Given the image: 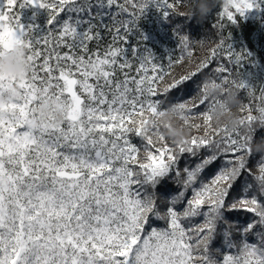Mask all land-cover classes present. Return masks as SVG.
Wrapping results in <instances>:
<instances>
[{
  "label": "snow or ice",
  "instance_id": "snow-or-ice-1",
  "mask_svg": "<svg viewBox=\"0 0 264 264\" xmlns=\"http://www.w3.org/2000/svg\"><path fill=\"white\" fill-rule=\"evenodd\" d=\"M127 5L141 15L149 5L164 9L165 17L174 9L169 0L139 4L135 0H3L0 4V48L8 47L9 38L26 43L32 65L28 76L10 82L23 92L10 105L12 112H0V264H217L208 249L221 224L227 249L236 247L233 229L241 236L238 253H225L221 264H264V231H256L264 228V156L258 174L247 168L254 154L255 126L264 127V106L258 105V115H252L251 106L242 105L241 113L248 114L241 115L235 127L214 128L209 113L222 103V95L209 98L205 79L196 85L198 99H180L184 85L220 56L238 65L249 53L234 52L222 39L193 71L160 88L174 63H181L185 54L193 55L189 37L179 38L182 54L175 61L169 58L167 69L154 62L148 49L146 55L132 49L134 66L126 49L117 46L121 30L127 34L140 19L136 11L129 13ZM29 6L47 11L46 29L21 21L15 9ZM257 6L256 0H225L219 15L235 24L237 14L243 16ZM124 13L131 18L118 20ZM105 18L115 26L112 43L103 53L90 50L89 43L99 44L101 39L95 21ZM210 75L253 95V86L232 78L224 64ZM8 84L0 77V96ZM176 90L180 95L173 104L190 120L196 119L195 108L206 106L199 114L204 134L172 145L160 134L162 146L157 147L153 136L159 128L153 125L149 131L147 116L161 108L160 96L166 98ZM49 92L65 102L59 124L52 117L37 120L35 105ZM260 100L264 103V88ZM189 127L199 130L202 125ZM132 135L141 145L132 142ZM202 152L207 155L201 156ZM185 156L198 158L197 162L180 169ZM217 162L215 173L202 180ZM245 173L253 176L255 185L245 180L229 202ZM173 175L182 190L166 197L169 206L161 213L155 189ZM189 191L192 195L187 197ZM180 203L182 209L177 208ZM239 209L254 217L242 228L225 218L226 210ZM151 217L165 221L167 227L148 231ZM198 217H203L200 224L185 227L184 221ZM250 234L257 242L247 240Z\"/></svg>",
  "mask_w": 264,
  "mask_h": 264
},
{
  "label": "trees",
  "instance_id": "trees-1",
  "mask_svg": "<svg viewBox=\"0 0 264 264\" xmlns=\"http://www.w3.org/2000/svg\"><path fill=\"white\" fill-rule=\"evenodd\" d=\"M121 1V2H119ZM119 3H123L124 0H118ZM143 0H135L136 4L142 3ZM169 3L174 5V9L171 10L168 17H165L163 14L164 9H159L156 16H159L161 18H156L153 20V23L156 25H160L163 27V30L156 35L155 38L150 39H144L147 44L145 49H148L153 53L154 56V62L164 66L165 69H167V65L169 63V58H171L173 61L178 58L182 52L179 44V38L182 36L187 35L189 37L190 41V48L189 50L192 51L193 55L189 58L185 54V58L181 63H174L171 71V75L165 77V81L159 85L160 88H163L166 84L172 83L174 79H178L180 76L187 74L190 71H193L196 66L204 60L206 57H208L210 49L213 48L214 45H217L222 39L225 38L233 39L234 46L236 47L241 46L240 43L247 45V52L249 53V47L251 46L250 42V35L251 33L256 29L255 28V22L249 21L248 19L241 18L237 16V23L232 24L230 21L227 20L226 17H221L219 13L222 11V2L221 0H217L215 7L213 8L212 12L202 21L198 22V18L192 16L191 19L186 18L185 16L180 15L181 13L187 14L189 10V6L192 3V0H169ZM129 9V13L136 11V14L139 16H142L144 19L149 18L148 14H146L147 11L143 15H141L135 8H133L131 5H127ZM115 9V8H114ZM151 12V8H147ZM15 11L20 12V19L23 23H36L40 26V28L46 29L48 27L47 25V11L44 9H39L38 6H29L26 8L21 9H15ZM127 16L124 18L130 19V15L126 13ZM35 15V20L33 19ZM65 18L64 14H61L60 19L63 20ZM98 25L97 30L101 34V39L99 41V44L95 40L89 43L90 50H99L101 53H103L104 49L107 48L112 43V37L114 34V27L111 22L105 18L104 20L95 21ZM109 25V28H105L103 25ZM55 27H59V25H55ZM131 27V26H130ZM112 29V30H109ZM137 29L135 27H132V31L125 34L123 29L120 32V36L122 37V40L117 42V46L125 48L127 51L128 58L130 60H133L134 66L136 64V61L134 57L132 56V49H136L138 52L141 51V49L138 48L140 45V48H142L140 42L141 39H143V34L140 32V30H133ZM135 31H137L135 33ZM135 33V34H131ZM231 34V35H230ZM157 40L160 44L165 45L166 49H160V47L157 44ZM248 44H247V43ZM143 49V50H145ZM67 51V49H61V52ZM245 59L250 60V56L246 57ZM248 60V61H249ZM245 60L241 61L239 65L246 66L245 63H243ZM252 63L255 64L253 60H250ZM247 63V62H246ZM218 64H224L229 69L232 78L237 79L239 78V73L241 74V70H239V66H235V63H229L226 56H220L216 61L213 62V64L208 68L203 70L199 73L190 83H187L184 85L182 96H180V99H187L192 96H197V90L196 85L199 82H202L206 77L211 76L212 69L215 68ZM251 67H255L253 64ZM135 68H133L134 73ZM255 75H258V79L261 75H264V72H256L253 73ZM119 75V73H118ZM214 77V76H212ZM215 78V77H214ZM237 99L239 101L238 104L233 105L231 108V111L235 114V118L239 119L240 116L236 115V112L240 109V107H237L239 104L245 105L248 102H252L254 104L256 103V99L254 96H249L248 91L246 90H237ZM180 95L179 90L171 91L167 97L160 96L159 99L163 101V104L161 108L167 107L169 104H173L177 101V97ZM223 100V97H220ZM206 106H199L195 108L194 113L196 114V119L191 120L190 124H200L202 127L199 130L190 128L189 130V138L192 135H203L204 134V121L201 116H199L200 113L205 111ZM242 114V113H240ZM213 127H222L224 125H227L225 123L216 124L212 122ZM230 129L232 128L230 125H227ZM256 131L254 134V141L252 145H255V143H259L262 140H264V127H261L259 125H256ZM131 140L133 143L137 145H141L142 141L132 135ZM153 140L156 143L157 147H161L162 143L159 141V139L156 136H153ZM166 142L169 145H172L173 143L169 141L167 138H165ZM262 154L264 156V152H258L253 159H248L247 161V168L252 171H254L255 165L258 166V163L261 161L262 156H259ZM206 152H202L201 156H206ZM198 158L189 159L187 156H185L183 159L180 160L179 167L180 169H183L186 164L194 165L197 162ZM141 160H143V149L141 150ZM219 167V162L213 164L211 167H209L201 176V179L204 181H207L216 171V169ZM253 174H258L257 172H252ZM183 175L180 177V180H183ZM247 180L249 183H252L255 185V180L252 175H248L245 173L244 176L241 177L240 181L237 183L236 187L232 190L231 195L228 197L229 202L232 200L233 197H235L239 190L241 184L244 183V181ZM181 186L176 182L175 176L169 177L167 180H164L162 184L158 185L155 189V192L158 196L157 199V205L158 210L163 213L166 211L167 207L169 206L166 197L177 194L179 191H181ZM148 192H152L153 190L149 187L147 189ZM192 195L191 191L187 193V197H190ZM184 207L183 203H180L177 205L178 209H182ZM225 218L231 223H234L238 225L240 228L246 226V224L251 221L254 217L252 214L246 212L243 209H239L236 211H225ZM203 220V217H198L193 219L192 221H184V225L186 228L191 227L194 224H200ZM152 227L156 228H165L167 227V224L165 221L157 220L155 217H151L149 224L147 226V230L150 231ZM224 225L221 224L217 229V234L214 238V240L211 242L209 246V253L211 257L217 261V264H221V258L224 253H234L235 251H239L240 242H241V236L238 231L233 229V236L232 239L236 244V247L229 250L226 247H224L223 244V236L221 233L223 232ZM256 231H264V228L257 227ZM247 240L251 243L257 242V237L255 234H250L247 237ZM219 249V251H217Z\"/></svg>",
  "mask_w": 264,
  "mask_h": 264
},
{
  "label": "clouds",
  "instance_id": "clouds-1",
  "mask_svg": "<svg viewBox=\"0 0 264 264\" xmlns=\"http://www.w3.org/2000/svg\"><path fill=\"white\" fill-rule=\"evenodd\" d=\"M216 2L217 0H192L187 14L197 17L198 22H202L212 12ZM28 53L29 49L26 43L11 38L8 39L7 48H0V77H4L6 82H9L3 96H0V112L11 113L10 105L23 95L22 90L10 82L13 78L19 81L30 74L32 65L27 58ZM205 84V91L209 98L221 95L223 97L222 103L216 104L210 110L212 122L225 123L235 127L237 119L231 108L239 103L237 90L215 80L212 76L205 78ZM35 112L37 120L52 117L53 122L59 124L64 120L65 102L62 98L49 92L47 96L39 99V102L36 103ZM147 120L146 128L149 131L153 125L159 128L155 135L157 138L162 134L173 144H179L189 138L191 120L183 110L174 104L159 108L155 114L149 113ZM252 148L256 152H264V140L252 145Z\"/></svg>",
  "mask_w": 264,
  "mask_h": 264
},
{
  "label": "rangeland",
  "instance_id": "rangeland-1",
  "mask_svg": "<svg viewBox=\"0 0 264 264\" xmlns=\"http://www.w3.org/2000/svg\"><path fill=\"white\" fill-rule=\"evenodd\" d=\"M119 2H121V1H119ZM221 2H222L221 7L223 8L225 0H221ZM0 4H3V0H0ZM256 4L258 5L257 7H253L252 9L246 10L243 16H239V14H237V16H239L241 18L248 19L249 21L255 22V28L256 29L251 33V35L249 37L250 42H251V46L249 47V56H250V60H253L255 62V64L252 63L249 59H244L245 61L243 63H245L246 66H242V68H241V66L239 64L235 65L237 67L239 66V70H241V74L239 73L238 80L243 79L248 84L253 86L251 91L253 92V96L256 99L257 104H254L252 102L251 103L248 102L246 104V106H251V108H252L251 114L252 115H258V111H257L258 105L264 106V103H262L260 100L261 89L264 88V75H261L258 79V75L253 74L256 72H261V73L264 72V0H256ZM149 7L151 8V12L148 9L146 10L147 11L146 14H148L149 18L144 19L142 16H140V19L137 21L136 25L131 26V27L137 28V29H133V30H137V31L140 30V32L143 34V36L146 37V39H150V38L156 39V35H158L163 30V27L160 25L154 24L153 20H155L156 18H161V17H160V15L156 16V14L159 11V9H157V7H155L154 5H149ZM113 11H118V8H115V9L113 8ZM232 11H234V9H232ZM126 16H127V14L124 13V14H121L120 16H118L117 19L118 20H126L127 18H124ZM108 20L110 21V19H108ZM137 31H135V33ZM135 33H131V34H135ZM224 40L226 41V45L227 44L232 45L234 52H240L241 54H244L245 49L247 50L246 44L240 43L241 46L237 45L235 47L234 46L235 42L233 41L232 38L231 39L225 38ZM145 42L146 41L144 39H141L140 44H141L142 48H140V45L138 46V48L141 49V51L139 53H144L146 55L147 53L145 52V50H143L147 46V44ZM157 44L160 47V49H166L165 45L160 44L158 42V40H157ZM215 46L216 45H214L213 47H215ZM252 64L255 67H251ZM241 106L242 105L239 104L237 107H241ZM240 113H241V111L239 109L238 112H236V115L241 116V115H247L248 114L247 112L242 113V114H240ZM257 153L258 152L254 151V154L249 159H253ZM259 156H262V154H260ZM253 168H254V171H252V172L258 173V166L255 165V167H253ZM236 253H238V252L235 251L232 254H236ZM223 255L221 258V262L223 260Z\"/></svg>",
  "mask_w": 264,
  "mask_h": 264
}]
</instances>
